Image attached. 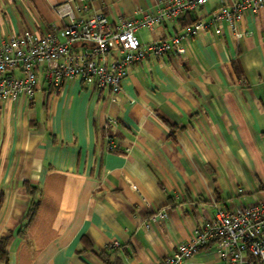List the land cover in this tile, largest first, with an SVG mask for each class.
I'll return each mask as SVG.
<instances>
[{"label": "crops", "instance_id": "1", "mask_svg": "<svg viewBox=\"0 0 264 264\" xmlns=\"http://www.w3.org/2000/svg\"><path fill=\"white\" fill-rule=\"evenodd\" d=\"M63 1L0 0V40L63 26ZM158 2L93 0L88 14L141 18ZM219 7L209 0L137 36L169 38ZM184 44V55L130 66L116 100L77 79L51 93L40 74L31 101H0L5 264H159L217 208L264 198V7ZM158 211L167 215L149 222ZM181 264L225 261L212 244Z\"/></svg>", "mask_w": 264, "mask_h": 264}, {"label": "built area", "instance_id": "2", "mask_svg": "<svg viewBox=\"0 0 264 264\" xmlns=\"http://www.w3.org/2000/svg\"><path fill=\"white\" fill-rule=\"evenodd\" d=\"M92 1L59 3L56 13L66 22L44 35L26 32L0 40V101H31L40 74L51 93L64 81L77 79L97 89H108L116 100L130 66L166 54L184 55L186 38L218 21H227L235 29L244 14L264 7V0H218L220 7L208 21L197 20L169 38L143 43L137 36L140 28L181 20L205 7L209 0H159L152 14L116 21L101 12L88 14ZM108 145L111 150L116 147L111 139ZM166 215L158 211L149 222ZM212 244L219 246L225 264H264V198L235 210L217 208L211 219L197 227L189 240L177 244L159 264H181Z\"/></svg>", "mask_w": 264, "mask_h": 264}, {"label": "trees", "instance_id": "3", "mask_svg": "<svg viewBox=\"0 0 264 264\" xmlns=\"http://www.w3.org/2000/svg\"><path fill=\"white\" fill-rule=\"evenodd\" d=\"M188 16H186V17H188ZM37 207H38V203L37 202L32 203V205L30 207V210L28 212V215H27V222L24 225V228L27 227V225L32 220V218H33V216H34V214H35V212L37 210ZM7 241H8V237L7 236H1L0 237V264H5L8 261V253H7V250H6Z\"/></svg>", "mask_w": 264, "mask_h": 264}]
</instances>
